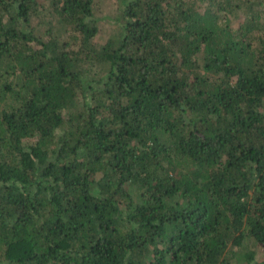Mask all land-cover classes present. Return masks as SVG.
I'll list each match as a JSON object with an SVG mask.
<instances>
[{"label":"trees","instance_id":"1","mask_svg":"<svg viewBox=\"0 0 264 264\" xmlns=\"http://www.w3.org/2000/svg\"><path fill=\"white\" fill-rule=\"evenodd\" d=\"M102 1L0 0V264H264V0Z\"/></svg>","mask_w":264,"mask_h":264},{"label":"rangeland","instance_id":"2","mask_svg":"<svg viewBox=\"0 0 264 264\" xmlns=\"http://www.w3.org/2000/svg\"><path fill=\"white\" fill-rule=\"evenodd\" d=\"M118 4L119 3L117 0H104L100 4L97 5L95 12H94L95 17L97 18L98 27H99V33L95 38L96 42L102 43L107 37H110L113 34L115 30L113 16L116 13ZM33 25L36 27L35 29L40 32L37 35L44 37V35H42L43 26L41 30H39L40 29L39 26L41 25H37L35 21L33 22ZM244 250L245 251L254 250L256 252L254 261L261 260L264 258V248L260 247L257 243H255L252 240H250L246 244V247ZM232 263L233 264H248L246 261H244L242 257V252L235 253V256H233L232 258ZM249 264H254V263L252 262Z\"/></svg>","mask_w":264,"mask_h":264}]
</instances>
